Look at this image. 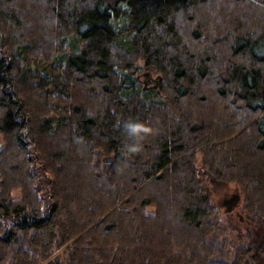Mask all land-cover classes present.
Here are the masks:
<instances>
[{"label":"trees","instance_id":"obj_1","mask_svg":"<svg viewBox=\"0 0 264 264\" xmlns=\"http://www.w3.org/2000/svg\"><path fill=\"white\" fill-rule=\"evenodd\" d=\"M0 135V264H244L202 187L264 222V0H0Z\"/></svg>","mask_w":264,"mask_h":264},{"label":"rangeland","instance_id":"obj_2","mask_svg":"<svg viewBox=\"0 0 264 264\" xmlns=\"http://www.w3.org/2000/svg\"><path fill=\"white\" fill-rule=\"evenodd\" d=\"M138 66L139 68L137 70L136 77L139 79L140 83L145 84V86H147V89H151V90L154 89L155 86L154 81L155 79L158 78L159 75L156 69L154 67L147 66L144 60H141ZM215 101H216V97L214 95H211L210 103H209V105H211L210 107L215 105ZM242 131H244V128L237 131V134L235 136L239 135ZM0 140H1V135H0ZM0 144H1L0 146H2V143ZM208 146H212V144L207 145L205 147H199L198 149H196L198 153L196 168L198 165H202L203 154L200 150H202L205 153L204 148H207ZM205 175H206L205 171L203 172L201 170L200 177L207 178V176ZM237 179H241V177L231 176V178L228 179L227 183L213 182V184H211L212 182H205L202 187L203 189L202 193L205 194L207 199L209 198L208 203L210 202L212 206H214L215 209L217 210V214L215 216L212 215L207 219L208 222L210 223V221L212 222L215 221L221 223L220 229L218 228L217 231L215 230L214 233L212 234V236H217L222 241V246H224L223 249L224 252H218L216 254V257L220 259H225L223 258L225 257L224 256L225 254L227 260H231L232 259L231 257H234L235 254L238 255L239 253V251H237L238 248L241 249L244 248L242 250L244 253L245 251H249L248 249H251L252 247L256 251H252L251 253L249 252V254H247V262H245L244 264H264V222H261L260 219L261 217L258 216L255 213V211L251 210V206H252L251 202L253 203L255 202L254 199L252 198L253 195H255V192L252 191V189L246 182L241 183V181ZM150 183L151 185H149ZM155 183L156 182H152V180H150L142 184L140 189L143 190L144 188L145 189L147 188L151 192L153 191L155 192L156 191ZM107 185L109 186V182L108 184H104V187H106ZM86 191L92 193L97 191V189L94 187L93 183H91L89 190ZM237 192L240 195L241 202L239 201L238 205L235 207V209L232 212H227L226 207L223 205V201L226 198H231ZM13 194L15 198L16 197L19 198L21 196V191L14 190ZM132 194H135V192L131 193V195ZM119 207L120 206H116L114 208H108L107 210L108 212L105 213V216L103 215L99 217L96 220V222L93 225H91V227L98 226V224L100 223L102 224L103 218L104 217L107 218V216L110 213L114 212ZM145 211L147 213H154L156 212V207L154 205H149L145 208ZM252 213L255 214L251 215ZM239 214L244 217V220L240 219ZM153 221H156V219H154ZM137 225H138V221L133 224H126L124 227V231L125 230L130 231L132 226L136 227ZM71 245L72 242L68 244V246H70L69 249L71 248L72 250L73 245L72 246ZM66 252H67L66 247L63 248L61 247L52 254V256L48 259V261L57 258L59 255L61 256V258L63 259L65 258L64 260H66V257L69 255V253ZM88 254L89 253H87V255ZM48 261L46 262L42 261L43 263L41 264H46Z\"/></svg>","mask_w":264,"mask_h":264},{"label":"water","instance_id":"obj_3","mask_svg":"<svg viewBox=\"0 0 264 264\" xmlns=\"http://www.w3.org/2000/svg\"><path fill=\"white\" fill-rule=\"evenodd\" d=\"M1 145V144H0ZM240 201V195L238 193L234 194L231 198H226L223 201V205L226 207L227 212H232ZM241 220H244V217L239 214Z\"/></svg>","mask_w":264,"mask_h":264},{"label":"clouds","instance_id":"obj_4","mask_svg":"<svg viewBox=\"0 0 264 264\" xmlns=\"http://www.w3.org/2000/svg\"><path fill=\"white\" fill-rule=\"evenodd\" d=\"M132 128L136 129L137 131H139L141 128H142V125L140 124H133V125H130Z\"/></svg>","mask_w":264,"mask_h":264},{"label":"bare ground","instance_id":"obj_5","mask_svg":"<svg viewBox=\"0 0 264 264\" xmlns=\"http://www.w3.org/2000/svg\"><path fill=\"white\" fill-rule=\"evenodd\" d=\"M238 193V192H237ZM242 200V199H241ZM241 202V201H240Z\"/></svg>","mask_w":264,"mask_h":264}]
</instances>
